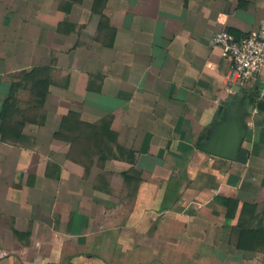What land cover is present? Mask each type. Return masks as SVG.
<instances>
[{
	"label": "crops",
	"instance_id": "obj_1",
	"mask_svg": "<svg viewBox=\"0 0 264 264\" xmlns=\"http://www.w3.org/2000/svg\"><path fill=\"white\" fill-rule=\"evenodd\" d=\"M264 0H0V264H264V73L210 37ZM242 100L246 161L200 149Z\"/></svg>",
	"mask_w": 264,
	"mask_h": 264
},
{
	"label": "water",
	"instance_id": "obj_2",
	"mask_svg": "<svg viewBox=\"0 0 264 264\" xmlns=\"http://www.w3.org/2000/svg\"><path fill=\"white\" fill-rule=\"evenodd\" d=\"M245 108L242 100H232L223 108L211 124V130L204 137L200 149L226 159L246 161V151L240 147L246 134L243 124L244 114L251 111Z\"/></svg>",
	"mask_w": 264,
	"mask_h": 264
},
{
	"label": "built area",
	"instance_id": "obj_3",
	"mask_svg": "<svg viewBox=\"0 0 264 264\" xmlns=\"http://www.w3.org/2000/svg\"><path fill=\"white\" fill-rule=\"evenodd\" d=\"M209 45L219 47L230 58L235 80L245 81L264 73V19L256 32L242 38L227 31L216 32Z\"/></svg>",
	"mask_w": 264,
	"mask_h": 264
}]
</instances>
